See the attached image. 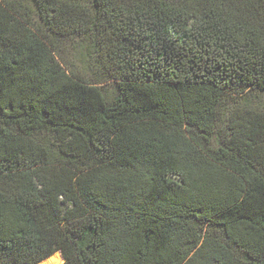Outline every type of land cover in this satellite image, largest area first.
Segmentation results:
<instances>
[{"label":"trees","instance_id":"1","mask_svg":"<svg viewBox=\"0 0 264 264\" xmlns=\"http://www.w3.org/2000/svg\"><path fill=\"white\" fill-rule=\"evenodd\" d=\"M253 91L264 0H0V264H264Z\"/></svg>","mask_w":264,"mask_h":264},{"label":"rangeland","instance_id":"2","mask_svg":"<svg viewBox=\"0 0 264 264\" xmlns=\"http://www.w3.org/2000/svg\"><path fill=\"white\" fill-rule=\"evenodd\" d=\"M62 45V57L66 60L67 63H74V51L71 44L67 41ZM78 68V67H77ZM79 71H83L86 74H91L92 72H86L84 69H78ZM249 98L254 100L255 105L264 106V94H257L254 91L249 93Z\"/></svg>","mask_w":264,"mask_h":264},{"label":"water","instance_id":"3","mask_svg":"<svg viewBox=\"0 0 264 264\" xmlns=\"http://www.w3.org/2000/svg\"><path fill=\"white\" fill-rule=\"evenodd\" d=\"M57 253H60L61 254V252L59 251V252H57ZM61 256H62V254H61ZM62 258H63V256H62ZM41 263V262H40ZM40 263H38V264H40ZM65 263V260H64V258H63V263L62 264H64Z\"/></svg>","mask_w":264,"mask_h":264}]
</instances>
